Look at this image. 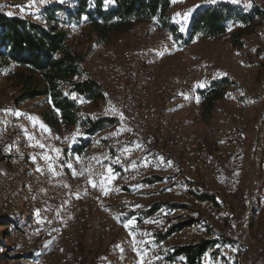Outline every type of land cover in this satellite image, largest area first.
I'll return each mask as SVG.
<instances>
[{
    "label": "bare ground",
    "instance_id": "bare-ground-1",
    "mask_svg": "<svg viewBox=\"0 0 264 264\" xmlns=\"http://www.w3.org/2000/svg\"><path fill=\"white\" fill-rule=\"evenodd\" d=\"M219 1L225 0H203L196 7ZM229 1L243 5L249 0ZM14 2L21 0H3L7 12L0 14L6 17L17 14ZM106 3L103 0V4ZM33 5V11L22 10L21 19L29 25L43 27L50 21L71 38H81L88 28L84 20H71V15L79 6L78 0H33ZM9 12L12 14L8 15ZM227 26L233 30L237 28L236 23ZM145 27L147 37L140 29V40L133 49L116 54L100 46L90 48V57L97 58L99 64L106 67L104 69L109 73L114 88L103 92L99 103L73 91L68 82L59 84L62 94L73 103L77 111L87 113L92 120L104 121L96 129H91L88 122L80 121L81 118L66 129L47 128L35 120L31 109L25 106L26 102L20 99L19 90L3 89L4 75L0 71V225H6L9 235L16 238L20 253L30 254L29 262L25 264H40L46 258L59 264H70L77 253L78 240L90 228L98 229L104 223L105 200L113 198L119 190L130 188L157 169L167 175L182 166L201 178V182H206L200 183L199 188L210 191V183L216 180V164L215 160L206 164V159L222 158L226 152L228 128H248V108L264 101V94H258L250 99L249 105H244L241 91L234 87L228 94L230 98H227L230 112L222 118L219 128H208L203 134L184 133L180 116L168 117L164 112L165 100L177 101L178 110L198 117V96L196 99L190 89L192 84V90L196 92V85L201 79L195 77L191 67H183L163 79L158 78L157 69L173 55L177 43L168 32L150 24ZM170 38L174 45H166ZM243 73L248 79L247 71ZM203 75L206 80H211V69H205ZM85 80V74L79 78V81ZM261 84L264 82L261 81ZM123 92H127V100L134 107L135 116H153L139 121L141 134L151 135L153 131H158V134H153V142L151 138H140L138 119H131L130 124H125L122 116L110 112L112 101L126 100V93ZM75 96H81L82 102ZM154 119L162 122L163 126H158ZM45 132L47 144L36 146V138L45 141ZM171 134H174L176 141ZM158 143L165 150L159 148ZM255 147V153L259 154V150L264 148V136L256 138ZM54 149L60 151L57 153ZM189 149L195 150V153H188ZM204 151L205 156L196 154ZM40 153L43 154V161ZM45 156L50 159L46 161ZM47 162L53 166L52 170L49 169L50 173H47ZM69 163L72 168L66 167ZM76 169H85V180L77 181V175H73V171L77 173ZM108 169L115 173V178ZM107 171L109 181L104 179ZM89 180L96 186L93 187L91 183V187L86 186ZM192 188L193 185L184 184L182 189L185 201L195 200ZM199 207L212 214H216L218 208L208 200L200 201ZM228 207L225 202L219 204L222 211H228ZM44 218H48V234L31 230V224L44 221ZM27 234H30V238H27ZM135 238H139V235L136 234ZM172 238L169 236L168 240ZM128 251L138 264H166L162 257L148 249L139 252L133 242L128 243Z\"/></svg>",
    "mask_w": 264,
    "mask_h": 264
},
{
    "label": "rangeland",
    "instance_id": "rangeland-1",
    "mask_svg": "<svg viewBox=\"0 0 264 264\" xmlns=\"http://www.w3.org/2000/svg\"><path fill=\"white\" fill-rule=\"evenodd\" d=\"M200 1L203 0L172 1L171 17L181 25L187 24L189 15ZM251 3L264 11V0H249L247 4L240 6L245 7ZM145 25H135L129 33L118 37L115 42L108 41L100 43L99 46L116 54L133 49L140 40L139 33L143 32L142 34L147 37ZM254 26L252 32L242 38L241 46H238L230 38V35L235 31L231 28H229L231 31H228L227 36L221 39L194 38L189 44L179 45L168 61L157 69L158 78L163 79L167 75L180 71L183 67H191L195 77L201 79L198 83L206 84L210 80H206L203 73L205 69L210 68L212 71L211 80L227 78L232 82L233 85L227 90L228 94L234 87H237L243 93L241 83L243 84L245 81H250L255 85L257 83L260 86V81L264 82L262 76L264 75V60H261L264 59V19L260 22L259 20L256 21ZM238 28L239 25L236 29ZM84 31L81 38L66 36L68 43L78 52H87L91 45L98 46L94 36L88 38L89 29L87 28ZM99 62L97 58L90 57L88 53L85 72L105 87L104 92L112 91L114 88L109 73L104 69L106 67L99 64ZM7 70L10 73L8 76L6 70V73L2 70L4 74L3 89L16 91L18 89H15L11 75L16 73L17 68L9 65ZM244 71H247L248 79H246ZM221 73L224 75H220ZM87 74L85 75L88 77ZM198 88L200 87L198 86ZM262 89L264 90L261 87V91ZM260 92L255 93L253 97L260 94ZM227 98L230 97L227 96ZM227 98H225V102L223 99H218L217 109L206 119L203 118L202 114L200 115V107L198 117H194L190 113L178 110V102H174L175 100L166 99L164 106L167 109L164 107L165 110H163L169 112V117L172 115L180 116L179 120L184 133L203 134L207 128H216L220 125V120L226 116L223 115V110H229L230 112ZM24 101L26 102L25 106L30 108L32 115L36 117H34L35 120H38L40 114L49 107V102L43 98ZM173 102L175 105L172 107ZM95 103H99V100ZM59 129L65 128L61 126ZM228 131L225 138L227 148L228 143H230V141H227ZM248 137V135L244 136V142L242 141L241 144L237 145L238 149L243 147L242 151H244V147L248 146L249 143L247 142ZM226 157L227 154L224 159ZM222 158L215 159V164L217 161V178L210 183L212 186L210 185L209 194L214 195L218 201L227 203L229 205L228 211L211 214L208 211L201 210L194 202L185 203L182 188L184 184L188 183L182 185V179L187 177L186 173L193 179V182H199L198 177L189 170L179 166L183 173L178 174L176 172L172 175H166L163 170L156 168L157 170L153 171L155 174H152L161 177V181L145 186H138L140 181L136 182L131 186V189L119 190L113 198L105 200L106 215L104 216V223L98 229L95 227L90 228L83 238L81 237L78 240V250L70 264H138L128 251V243H135L139 252L148 249L147 246H151L154 252L161 253L167 247L186 244L194 241L195 238L205 237V228L190 226L173 234L172 240L157 246V243H159V236L157 235L167 233L168 227L179 221L178 216L192 213L190 209L198 210L218 235L237 241L240 247L236 253L235 251L230 252L221 249L220 254L214 258L207 256L209 254L207 252L203 257V264H264V186L261 181L264 175L259 170L257 161L252 166L251 159L247 161L245 158L246 161L243 160L245 165L242 166L239 172L240 177L236 179L235 176L231 175L229 169L223 171L224 159ZM202 179L204 178L202 177ZM155 204H160L156 210L154 209ZM169 204L187 205L190 209L187 212L176 210L168 214L167 207ZM153 210H155L153 213L147 214ZM130 221L131 223H129ZM126 224L128 225L127 228L125 227ZM136 234L139 235L137 239L135 238ZM11 238L14 239L16 244L14 248H8L11 244ZM0 241L2 242L0 246V264H25L29 262L30 254L18 251L16 238L9 235L6 231V225L3 224L0 225ZM138 241H140L141 247L137 244ZM14 242L12 241V243ZM261 250L262 252H260ZM40 264L59 263L46 258Z\"/></svg>",
    "mask_w": 264,
    "mask_h": 264
},
{
    "label": "trees",
    "instance_id": "trees-1",
    "mask_svg": "<svg viewBox=\"0 0 264 264\" xmlns=\"http://www.w3.org/2000/svg\"><path fill=\"white\" fill-rule=\"evenodd\" d=\"M106 1L107 4L104 6L103 0H78L79 6L76 12L71 15V20L74 22L78 20L87 22L89 28L87 36L88 38L94 36L98 46L100 43L108 41L115 42L118 37L129 33L135 25L150 24L168 32L177 43L178 48L179 45L189 44L194 38L211 40L224 38L228 31H231L227 26L229 23L239 25L230 38L238 46H241L242 38L252 32L256 21L260 22L264 19V11L253 3L243 7L225 0L195 7L189 15L187 24L181 25L174 21L170 15L173 0ZM66 36L71 38L67 32L58 30L50 21L42 27L29 25L19 17H6L0 14V71L4 70L5 72L6 70L7 72L9 65L17 68L16 73L11 77L15 89L21 93L20 99L43 98L49 102L48 109L42 112L38 118V121L47 128L59 130L62 126L66 129L75 125L80 118L82 119L80 121L88 122L91 129L99 128L104 121L92 120L87 113L77 111L73 103L64 97L59 85L60 82L65 81L73 91L85 95L93 101L102 98L104 87L85 72V62L89 50L97 45H91L87 52H78L68 43ZM74 63L78 64L74 65ZM8 74L10 73L7 72L6 75L8 76ZM84 74L88 75L87 80L79 81V78ZM197 85L200 115L202 114L206 119L217 109L218 99L226 101L227 90L233 84L227 78H216L203 84V87L198 88ZM242 101L244 105L248 104L244 94ZM226 111L223 110V115L229 114ZM176 172L183 173V170L178 166L171 175ZM186 176L182 179V185L184 183L192 185L190 180L192 183H201V178H198L199 182H193L187 173ZM159 181H161V177L151 174L140 180L138 186L154 184ZM126 189L129 190L131 187ZM192 192L195 195V205L199 206L200 201L208 200L214 202L216 208L218 207L216 214L226 212L219 208L221 201L215 199V196L209 194V191L199 188V184L198 188L194 186ZM159 206L160 204H155L153 207L156 210ZM189 209L187 205L180 204H169L167 207L168 214L176 210L187 212ZM155 210L147 214H151ZM190 210L191 214L178 216L179 221L171 224L167 233L157 235L159 236L157 246L168 242L169 236L190 226L205 228V237L195 238L194 241L186 244L167 247L161 253L154 252L151 246L147 248L152 250L155 255L158 254L162 257L166 264H203V257L207 252L209 253L207 256L214 258L220 254L221 249L235 251V253L240 249L237 241L218 235L198 210ZM12 241L14 242V239L11 238L8 248L16 247L15 242L12 243ZM1 243L0 241V246Z\"/></svg>",
    "mask_w": 264,
    "mask_h": 264
},
{
    "label": "crops",
    "instance_id": "crops-1",
    "mask_svg": "<svg viewBox=\"0 0 264 264\" xmlns=\"http://www.w3.org/2000/svg\"><path fill=\"white\" fill-rule=\"evenodd\" d=\"M261 60H264V59H261ZM241 66L243 68L242 64H241ZM262 76L264 77V75H262ZM260 86L262 88H264V84H261V81H260ZM260 86H259V84L256 83V85H255L250 81H248V82L245 81L243 84L241 83V88L243 90V94L245 97H247V103H248L247 105H249L250 99L254 96V94L259 93L261 91ZM260 94H264L263 89L260 92ZM263 103H260L261 105L258 104L257 106H253V107L248 108V117H247L248 129L246 131H239L235 128V126L228 128L229 131L227 130L228 135H229L228 141H230V143H228V148H227V144H226L227 157L224 159V157L226 156V154H225V156L223 157L224 161H223L222 166L224 168L223 171L225 169L226 170L229 169V171L231 172V175L235 176L236 179L240 177L239 172H240L242 166L245 165V163L243 164V160H245V158L247 161L251 159L252 166H254V163H256V161H257L258 162L257 165L259 166V170L264 175V148L260 151L259 154H256L254 151L255 150L254 149L255 148L254 147L255 139L258 136L259 137L264 136V104ZM173 106L174 105L172 104V107ZM226 112H229V110ZM166 113H167V116L169 117V112H166ZM220 121H222V120H220ZM217 125H219V124H217ZM220 126H221V123L216 128H219ZM245 135L249 136L247 138L248 139L247 142H249V143L247 144L248 146L244 147V151H242L243 147L238 149L237 145L241 144ZM242 153H244V154H242ZM238 160H240L241 162ZM222 174H223V172H222ZM261 181H262V184L264 186V176L262 177ZM139 242L140 241H138L137 244L141 247Z\"/></svg>",
    "mask_w": 264,
    "mask_h": 264
},
{
    "label": "built area",
    "instance_id": "built-area-1",
    "mask_svg": "<svg viewBox=\"0 0 264 264\" xmlns=\"http://www.w3.org/2000/svg\"><path fill=\"white\" fill-rule=\"evenodd\" d=\"M14 6L17 7V14H12V17H19V18H22V10L33 11V9L35 8V5H33V0H21V2H14ZM0 12H7L5 10V5L3 3V0H0ZM166 45H174V41L171 40V38H170L169 43ZM190 92L192 94H194V96L197 99V96L199 93H196L195 91L192 90V84H191ZM123 93H126V100L112 101V106H111L110 112H116L117 116H122L124 118L125 124H130L131 119H138L137 131H138V133H140L139 121H144L146 118H153V116H150V117L135 116L134 115V107L130 106L129 100H127V92H123ZM75 97L81 102V96H75ZM231 103H233V102H231ZM19 122H20V118L18 117V123ZM154 122H158L157 119H154ZM158 126H163V123L158 122ZM235 128L239 131H243V128H239V127H235ZM40 130H42V129H40ZM153 134H158V131H153V133H151V135H144V134L140 133V138H143V139L144 138H151L152 142H153ZM171 135H172V138L174 139V141H176L174 134H171ZM35 141H36V146H38V144H47L46 132H45V141H38V138H36ZM67 142H68V138H66V144H67ZM158 146H159V148L165 150V148L162 147L160 143H158ZM254 147H255V143H254ZM254 149H255L254 151L257 152L256 147ZM188 153H195V150L189 149ZM196 154H200V156H205V151L203 153H196ZM56 155H57V153H55V156ZM40 156H42V161H43V154L40 153ZM171 157L173 158V156H171ZM215 159H221V158L216 157ZM215 159H206V164H209V162L211 160H215ZM49 163H51V162H47V173H50ZM138 167H139V165H138ZM76 171L78 173L77 174V181L78 180H85V178H84L85 169H76ZM52 177H54V176H52ZM214 177L217 178V171L214 173ZM106 178L107 179H105V178L104 179L106 181H109L108 171H107V177ZM134 183H135V181H134ZM190 183L198 188L199 183H192V180H190ZM201 183H206V182H201ZM86 186H90L89 182H86ZM0 188H1V184H0ZM193 202L196 203L195 201H191L189 199H187V201H185V203H193ZM46 205L47 204H45V211H46ZM98 207H102V206H98ZM228 209H229V207H228ZM47 220H48V218H44V221H35V223L31 224V230H40L43 232V234H48V232H47ZM63 223L69 224L70 222L63 221ZM27 238H30V234H27ZM52 238H53V236H52ZM260 252H262V250Z\"/></svg>",
    "mask_w": 264,
    "mask_h": 264
},
{
    "label": "snow or ice",
    "instance_id": "snow-or-ice-1",
    "mask_svg": "<svg viewBox=\"0 0 264 264\" xmlns=\"http://www.w3.org/2000/svg\"><path fill=\"white\" fill-rule=\"evenodd\" d=\"M173 2H175V0H173ZM12 13H8V15H11ZM158 55H162L161 53H158ZM220 75H224V74H220ZM197 86H199V87H203L204 85L202 84V83H200V84H198ZM242 95H243V93H242ZM82 102V101H81ZM17 115H20L19 113H17ZM29 119H34V118H32V117H29ZM41 127L43 128L44 126L43 125H41ZM45 131H47V129L45 128ZM113 135H115V133H113ZM73 139H75V137H73ZM40 147H44V145H40ZM54 151L55 152H59L60 150L59 149H54ZM45 158V160L47 161L48 159H50V157H48V156H45L44 157ZM66 167H68V168H72V164H67L66 165ZM49 169L50 170H52L53 169V166H52V164H49ZM38 171L40 170V169H37ZM108 171H109V173L113 176V178H115V173H112V170L111 169H108ZM53 174L55 175V172H53ZM78 173H76L75 171H73V175L75 176V175H77ZM105 179H107L106 177H105ZM89 183H91L92 185H93V187H95L96 186V184L93 182V181H91V180H89ZM106 194V193H105ZM129 223H131V221L129 222ZM125 227L127 228L128 227V225L126 224L125 225Z\"/></svg>",
    "mask_w": 264,
    "mask_h": 264
}]
</instances>
